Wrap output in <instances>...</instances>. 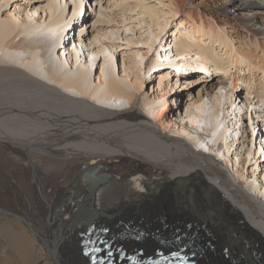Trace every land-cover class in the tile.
<instances>
[{
    "label": "bare ground",
    "instance_id": "bare-ground-1",
    "mask_svg": "<svg viewBox=\"0 0 264 264\" xmlns=\"http://www.w3.org/2000/svg\"><path fill=\"white\" fill-rule=\"evenodd\" d=\"M169 4L171 14L185 13L197 23L186 39L175 38L179 54L196 56L194 65L205 75L229 76L232 90L236 80H243L248 95L263 100L264 83L255 78L264 73V0ZM59 7L51 0L43 22L34 23L29 15L0 17V50L6 51L0 59L26 68L0 65V264H91L82 254V239L106 228V237L127 252L141 248L150 255L168 243L172 248L189 242L197 264H264V204L249 198L248 191L242 194L240 185L262 197L264 187L241 169H232L230 176L231 125H224L221 106L217 109L219 92L212 114L209 91L192 99L189 124L165 118L166 93L155 97L162 101L160 113L153 107L157 101L139 96L147 53L123 76L111 54L115 46L102 43L95 50L77 39L69 57L59 54L67 24ZM143 10L152 50L168 22L153 6ZM34 31L47 41L44 62L34 41L16 42L17 35ZM206 37L209 43H201ZM217 42L226 47L223 54L213 47ZM84 48L88 60L81 56ZM26 50L27 59L18 56ZM161 74L162 81L167 79ZM43 77L83 97L66 94ZM148 105L153 120L138 108ZM200 128H206L207 138ZM178 135L181 139L173 137ZM189 140L214 156H226L225 162L203 155Z\"/></svg>",
    "mask_w": 264,
    "mask_h": 264
},
{
    "label": "rangeland",
    "instance_id": "rangeland-1",
    "mask_svg": "<svg viewBox=\"0 0 264 264\" xmlns=\"http://www.w3.org/2000/svg\"><path fill=\"white\" fill-rule=\"evenodd\" d=\"M50 1L51 0H0V17L3 18L10 13L15 16L20 15L21 18H26L29 15L31 16V18H33L31 19L32 22H43L46 18L44 9ZM81 1L82 5H78L76 7V3L74 0H55L56 3H59L60 11H64V14L67 16V24L63 28L64 33L62 35V42L61 45H59L61 47L59 54L62 53V56L66 55L69 57V50H71L72 48V43L77 39H81V42H83L84 46H89L90 48L95 50L99 48L102 43L109 44L113 47L115 46L114 50L111 51V54H113V58L115 56L114 60L116 63L118 75L123 76L130 70V68H132V66H134V63L136 61L139 62L140 54L147 53L148 57H146L147 61H145L146 64L144 66L146 68L143 70L145 80L143 89L139 94V96H141L140 99L142 97H148L149 100L151 99L157 101V99L155 98L157 95L162 96L164 93H166V107L164 110L161 109L162 101H157V107H155V104V106H151H153L156 111L158 109V113L163 110L162 113L164 112L165 118L167 116L168 119H175L182 124H189L188 112L189 105L192 103V99H197L200 95H207L210 91V96L209 98L207 97V111L212 114L221 106V116L223 115L225 117L224 123H226L224 125H231V127H229V129L231 128V131L228 135V137L230 136L228 138V144H230L229 149L231 150H226L227 157L220 155L214 156V152L206 149L205 145L196 146L191 140H189V144H191V146L194 147L195 150L196 148L200 149L197 150L200 153L201 151L206 152L202 153L203 155H207L208 153L209 155H211V158H216L221 162H225L224 159L229 157L232 160V162L230 161L228 164V170H230L231 173L230 176L232 175L234 169H241L242 172L250 176V180L255 181L257 178L260 179L258 180V183H262L261 186L264 187V99L260 100L259 102L258 97L255 98L254 93L248 95L245 84L243 80L240 79L236 80V89L232 90V86L230 87L231 81L229 79V76H225L223 72H219L218 74L214 73L205 75L204 72L197 70L196 65H194L196 64L195 61L199 60L196 58V56H182L179 54L177 47L174 46L175 38L179 37L181 34L186 39L188 36L187 33H190L193 30L197 29V26L195 25L197 23L193 22L190 17H186L185 13L182 15L171 14L169 4L170 0ZM197 1L199 0H194V2ZM145 6H153L159 11H162V14H166V16L164 15V18L162 16L161 20L163 19L164 22L167 20L168 22L166 30L160 37L161 42H158L152 50L150 49L149 44L146 42L151 33V29L149 28V17L143 13V9ZM199 11H202V9H199ZM232 13L236 15V13ZM206 17L209 18L208 16ZM16 37V40L18 39V41L15 40L16 42L24 43L28 41H34L36 48L42 56V61H46L44 54L47 49V41L44 39L43 33H41L40 31H34L33 33L27 32L19 34ZM234 40H236V38H234ZM189 41L190 40L187 39L188 43ZM191 41H193L192 38ZM209 41V37L204 38V40L201 39V43L203 44H207L209 43ZM192 43L195 44V41H193ZM212 43L213 42H210L211 45ZM94 46H96V48ZM208 46L209 48L211 47L210 45ZM213 47H216L217 50L222 54L225 52L226 48L225 47L224 49H222L219 46L218 42L214 43ZM84 50L86 56H84ZM196 50L197 47H195L192 52H197ZM5 52V49L0 50V58H6L4 56ZM29 55L30 50H26L25 53H21V55L18 56L22 58L26 57L27 59ZM81 56L87 60L89 59L87 55V49H83ZM0 65H12V67L16 66L20 67L24 71L26 70L24 65L14 60L8 61V59H0ZM210 65L216 66L215 61L210 63ZM44 66L47 67V63H45ZM96 67L94 70L97 69ZM161 73H165L167 79H164L162 81ZM257 73L260 75L256 76L255 79H261V81L264 83V73ZM98 74L99 68L96 77ZM133 76L134 74L131 76V78H134ZM42 80L58 87L59 90L62 89L66 94H70L78 98L83 97L73 90H66L58 83L50 81L46 77H43ZM259 80H257V82ZM160 84L162 85L161 87ZM222 86L223 89L220 92L219 89H221ZM217 92H219L218 95L220 94L222 100L220 101L221 104H216L218 102H216L214 96L217 94ZM214 102H216L215 104L218 107L214 105ZM210 103H212V105H210ZM153 107H150V105H148L144 109L142 107L138 108L142 110V112L146 116L153 120L154 116L153 114H151V112L154 111ZM214 107H217V109ZM222 107L225 109L222 110ZM149 108L152 109V111L149 110ZM112 109L118 110L119 108H113L112 106ZM119 110L122 109L120 108ZM226 111L229 112L226 113ZM203 129L204 128H200V135L201 133L202 135L204 133L206 134V128L205 130ZM170 132L171 131H169L168 133L171 134V136L172 134H177ZM205 136L204 138H207ZM173 137H176V139H181V135ZM209 146L212 147V143L209 144ZM240 186L242 194H244L243 191H245L246 193L248 191L247 194L252 195L249 198L254 201L256 198L264 204V197L254 195L255 192L249 191V188H246V185ZM251 192H253V194Z\"/></svg>",
    "mask_w": 264,
    "mask_h": 264
},
{
    "label": "snow or ice",
    "instance_id": "snow-or-ice-1",
    "mask_svg": "<svg viewBox=\"0 0 264 264\" xmlns=\"http://www.w3.org/2000/svg\"><path fill=\"white\" fill-rule=\"evenodd\" d=\"M109 255H111V254L109 253Z\"/></svg>",
    "mask_w": 264,
    "mask_h": 264
}]
</instances>
